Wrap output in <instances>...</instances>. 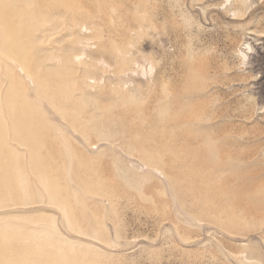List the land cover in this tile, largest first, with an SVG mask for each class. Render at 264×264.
<instances>
[{"label": "rangeland", "instance_id": "rangeland-1", "mask_svg": "<svg viewBox=\"0 0 264 264\" xmlns=\"http://www.w3.org/2000/svg\"><path fill=\"white\" fill-rule=\"evenodd\" d=\"M229 1L0 0V264H264V0Z\"/></svg>", "mask_w": 264, "mask_h": 264}, {"label": "bare ground", "instance_id": "bare-ground-1", "mask_svg": "<svg viewBox=\"0 0 264 264\" xmlns=\"http://www.w3.org/2000/svg\"><path fill=\"white\" fill-rule=\"evenodd\" d=\"M223 1H225V3H227V2H230L229 0H223ZM224 3V2H223ZM222 3V4H223ZM229 4H231V3H229ZM216 5V4H215ZM226 5V4H225ZM228 5V4H227ZM220 6H221V3H220ZM215 7V6H214ZM222 7V6H221ZM247 7H249V6H247ZM218 8V7H217ZM223 8H224V6H223ZM246 8V7H245ZM219 9V8H218ZM235 10V9H234ZM240 11V10H239ZM232 12V11H231ZM234 13H236V12H233V14ZM240 13H242V12H240ZM232 15V14H231ZM236 15V14H235ZM229 18V17H228ZM79 28V27H78ZM81 28H83V29H85L84 28V26L82 25V27ZM81 30V29H80ZM82 31V30H81ZM248 32V31H247ZM77 33H80V31H78ZM249 33V32H248ZM55 34V33H54ZM243 34V33H242ZM54 36V35H53ZM84 38V37H83ZM130 39V38H129ZM79 40H81V41H83L84 43H87V42H85L83 39H79ZM86 40V39H85ZM76 41H78V40H76ZM87 41V40H86ZM73 43V42H72ZM79 44V43H78ZM59 45V44H58ZM80 45H81V42H80ZM82 45H83V43H82ZM86 45V44H85ZM244 45V44H243ZM62 47V46H61ZM56 50V49H55ZM53 51V50H52ZM114 51V50H113ZM64 52V51H63ZM239 52V51H238ZM241 52V51H240ZM52 53V52H51ZM112 53V52H111ZM110 53V54H111ZM121 54V53H120ZM240 54H243L244 55V53H240ZM74 55V54H73ZM73 55H65V56H61L62 57V59H63V61L65 62V63H67V65L68 64H70V63H72L73 62V60H74V58H73ZM75 55H77V54H75ZM81 55H79V57H80ZM47 57V56H46ZM50 57V56H49ZM49 57H47V58H49ZM52 57V56H51ZM75 57V56H74ZM79 57H77V59L79 58ZM245 57V56H244ZM56 58V57H55ZM53 59H54V57H53ZM77 59L75 58V60H76V62H77ZM242 59L244 60V58L242 57ZM51 61L52 59H48V61ZM246 60V59H245ZM11 61V60H10ZM62 62V61H61ZM60 62V60H59V62H57V63H61ZM26 63V62H25ZM137 63V62H136ZM135 63V64H136ZM243 63V62H242ZM15 64V63H14ZM23 64V63H22ZM20 65V64H19ZM62 65H63V63H62ZM137 65V64H136ZM17 66V65H16ZM68 67V66H67ZM150 68H151V66H149ZM17 68H19V67H17ZM143 68V67H142ZM151 69H153V68H151ZM144 70V69H143ZM20 71H21V69H20ZM150 71V70H149ZM152 71V70H151ZM75 72V71H74ZM143 72H146V71H143ZM77 73V72H76ZM87 73H88V71H87ZM133 73H135V72H133ZM25 75V74H24ZM23 75V76H24ZM85 75V74H84ZM86 76V75H85ZM142 76H144V74L142 75ZM25 78H26V76H24ZM28 77H29V75H28ZM84 77V76H83ZM31 78V77H30ZM90 78V77H89ZM27 79V78H26ZM29 79V78H28ZM29 80H31V79H29ZM29 80H27V81H29ZM43 81V80H42ZM31 83V82H30ZM159 85V84H158ZM178 88V87H177ZM169 89V88H168ZM65 90V89H64ZM173 90H174V88H173ZM29 91V90H28ZM178 92V91H177ZM89 93V92H88ZM92 95V94H91ZM157 97V96H156ZM174 97V96H173ZM104 98V97H103ZM102 99V98H101ZM112 99V98H111ZM114 100H115V98H113ZM112 99V100H113ZM95 100V99H94ZM106 100V99H105ZM113 100V101H114ZM153 102H154V99H153ZM98 103V102H97ZM212 104H214V103H212ZM212 104H211V106H212ZM53 105V104H52ZM169 106V105H168ZM100 107V106H99ZM101 108V107H100ZM86 109V108H85ZM219 110V109H218ZM220 112V111H219ZM227 113V112H226ZM225 114V113H224ZM226 116H228V114L226 115ZM186 118L188 119V118H190V114H186ZM230 118V117H229ZM221 120H223V119H221ZM225 120H227V119H225ZM193 122H194V120H193ZM195 123V122H194ZM168 126V125H167ZM194 126V125H193ZM168 129V128H167ZM193 129V128H192ZM174 130V129H173ZM187 131V130H186ZM191 132V131H190ZM182 133H184V132H182ZM190 134V133H189ZM173 135V134H172ZM177 135V134H176ZM175 135V136H176ZM182 135V134H181ZM177 137V136H176ZM179 138H181V137H179ZM176 139V138H175ZM217 148V147H216ZM217 149H219V148H217ZM151 171V170H150ZM153 171H155V170H153ZM156 172V171H155ZM154 173V172H153ZM158 173V172H157ZM261 184L259 185H256L255 187H253V188H251L250 190H249V188H246V189H243V191L240 193V195H242L243 197H245L246 198V195L250 192V191H252V193H257V192H260L261 190H262V188H261ZM206 188H208V187H206ZM210 188V187H209ZM220 188V187H219ZM214 190V189H213ZM216 190V189H215ZM229 191H231V188H227L224 192H229ZM225 194V196H227V193H224Z\"/></svg>", "mask_w": 264, "mask_h": 264}]
</instances>
